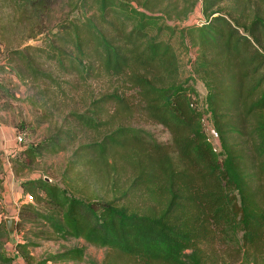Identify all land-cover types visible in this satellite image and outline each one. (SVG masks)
<instances>
[{"label":"trees","instance_id":"trees-1","mask_svg":"<svg viewBox=\"0 0 264 264\" xmlns=\"http://www.w3.org/2000/svg\"><path fill=\"white\" fill-rule=\"evenodd\" d=\"M7 1L48 34L11 53L33 80L55 82L35 66L44 58L61 75L116 86L18 148L13 160L28 171L44 154L69 155L59 183L19 182L31 200L17 209L13 236L0 221V264H13L5 243L34 264L83 262L82 246L29 256L40 240L71 239L105 250L102 264L111 253L134 264H264V0ZM197 3L202 21L189 24ZM176 44L195 50L186 79ZM193 78L205 89L202 108ZM135 114L165 128L169 143L128 126ZM84 171L102 178L101 190Z\"/></svg>","mask_w":264,"mask_h":264},{"label":"rangeland","instance_id":"rangeland-1","mask_svg":"<svg viewBox=\"0 0 264 264\" xmlns=\"http://www.w3.org/2000/svg\"><path fill=\"white\" fill-rule=\"evenodd\" d=\"M192 13L189 24H200L202 21L200 3H197V8ZM52 19V21L55 20ZM52 24L46 25L50 27ZM38 29V26L33 25V22L22 18L18 10H15L7 0H0V132L12 137L6 152H2L3 159H6V166L0 162V221L7 217H14L15 221L17 220V212L15 213L13 207L7 205L6 197L12 187H14V192H17L15 196L20 191L18 202L22 203L25 201L24 196L27 193H23L19 186L21 180L45 176L59 183L66 158L69 155V152H61L56 155L44 154L43 157L38 158L36 168L33 171H28L27 169H20L13 160L18 154L17 149L46 140L56 128L64 125L63 117L65 114L69 111H83L91 100L102 93L113 91L116 86L115 83L112 84L111 80L104 77L90 79L88 82L82 83L76 76L61 75L56 71L54 64L44 58H38L35 66L41 71L51 73L55 82L33 80L30 71L28 72L24 64H21L11 53L26 46H41L48 38V34L44 31L45 29L41 33H35L38 32ZM32 35L35 36L30 38ZM175 47L179 56L181 77L186 79L190 76L189 63L195 56V50L191 47L178 46V44ZM190 85L192 98L198 107L202 108L205 96L203 84L198 78H193ZM204 122L206 124L205 132L213 146H216L218 144L217 137L208 121L205 120ZM126 124L153 137L157 143H169L170 137L166 129L147 120L141 114H135ZM17 136L20 138L19 141L15 139ZM92 137L94 138V135L91 132L83 133V138ZM4 167L8 168L7 172ZM82 177L86 183H92L85 171ZM118 178L119 183L126 182L128 173L126 171L120 173ZM101 181V177H96L91 187H95V190H101ZM105 183L104 176V185ZM10 185L13 186L10 187ZM21 203L18 204L19 207ZM134 206H139L138 199H135ZM4 228L6 229L5 221ZM14 240L22 241V232H17ZM40 241L39 246L28 250L29 256L35 261L47 254L74 246L85 248L84 261L75 264H102V261H107L105 250L86 245L81 240ZM220 249L218 252L222 254ZM12 250L18 257L16 262H13L14 264L34 263L24 255L19 254L9 243L4 244L2 253L9 255ZM110 256L111 259L113 258L112 264H134L132 261L116 259L117 257H114L112 253Z\"/></svg>","mask_w":264,"mask_h":264},{"label":"crops","instance_id":"crops-1","mask_svg":"<svg viewBox=\"0 0 264 264\" xmlns=\"http://www.w3.org/2000/svg\"><path fill=\"white\" fill-rule=\"evenodd\" d=\"M11 140H12L11 135L0 132V160H1L3 166H6V161H5L6 159L5 160L3 159L2 152L3 153L6 152V149L8 148V146H10V144H8V143ZM4 168H5V171L7 172L8 168L7 167H4ZM12 186L13 185H10V187H12ZM15 193H17V192H14V187H12V189H10L6 198H7V205L13 207V210L16 213L17 209L19 208L18 204L21 202H18L19 201L18 196H20L19 195L20 191H19V194L17 196H15ZM24 200L28 201L27 195L24 196ZM10 252L11 253L7 256L13 257V262L15 263L18 257L15 255V252L13 250ZM24 264H26V263H24Z\"/></svg>","mask_w":264,"mask_h":264},{"label":"water","instance_id":"water-1","mask_svg":"<svg viewBox=\"0 0 264 264\" xmlns=\"http://www.w3.org/2000/svg\"><path fill=\"white\" fill-rule=\"evenodd\" d=\"M45 181H50L48 177H44ZM5 221V227L10 236H13L15 231V218L14 217H7L4 219Z\"/></svg>","mask_w":264,"mask_h":264},{"label":"built area","instance_id":"built-area-1","mask_svg":"<svg viewBox=\"0 0 264 264\" xmlns=\"http://www.w3.org/2000/svg\"><path fill=\"white\" fill-rule=\"evenodd\" d=\"M203 121H204V120H203ZM204 124H205V122H204ZM205 125H206V124H205ZM15 139H16V141H19V140H20L19 136L15 137ZM27 198H28L29 201L31 200V196H30V195H27ZM16 212H17V211H16ZM26 264H34V263H26Z\"/></svg>","mask_w":264,"mask_h":264}]
</instances>
